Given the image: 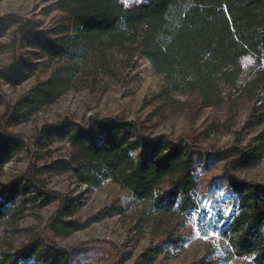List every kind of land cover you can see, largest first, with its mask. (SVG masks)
<instances>
[{
    "label": "trees",
    "instance_id": "obj_1",
    "mask_svg": "<svg viewBox=\"0 0 264 264\" xmlns=\"http://www.w3.org/2000/svg\"><path fill=\"white\" fill-rule=\"evenodd\" d=\"M141 1L126 7L121 0H60L59 19L50 29L15 14L0 16V33L13 27L7 44L13 60L9 66L0 64V79L18 68L26 49L34 60L60 62L16 103L10 104L0 90V172L14 154L27 159L22 175L0 181V226L58 201L41 233L12 256L4 254L1 264H71L72 255L91 243L59 247L48 234L58 238L123 213L121 207L108 206L79 223L74 219L78 197L51 190L46 182L51 174H68L88 188L109 181L143 207L144 223L167 224L162 240L145 249L140 264H153L163 253L176 256L183 247L176 235L198 206L192 169L193 156L203 154L197 145L200 135L176 141L164 135L143 138L134 121L90 116L86 127L73 125L76 131L65 134L66 158L39 165L42 156L31 139L9 130L25 112L54 104L73 87L99 77L117 78V71L128 69L135 57L163 78V99L194 95L199 110L248 107L260 128L253 144L242 147L235 140L214 152L225 163L223 174L237 200L220 220L218 246L191 264H264V183L232 175L264 154V0ZM245 57L256 66L248 80H243ZM134 150H139L137 158Z\"/></svg>",
    "mask_w": 264,
    "mask_h": 264
},
{
    "label": "rangeland",
    "instance_id": "obj_2",
    "mask_svg": "<svg viewBox=\"0 0 264 264\" xmlns=\"http://www.w3.org/2000/svg\"><path fill=\"white\" fill-rule=\"evenodd\" d=\"M59 1L0 0V16L15 14L39 23L43 29H50L59 19ZM121 1L126 7L142 2ZM12 31L13 27L0 33V64L3 66L11 65L13 60L7 47ZM20 54L18 68L0 79V90L10 104L20 101L27 91L48 79L60 65L57 60H34L28 49ZM242 65L243 80H248L256 69L254 59L245 57ZM163 86V78L152 72L149 63L135 57L128 69L117 71V78L99 77L94 82L73 87L54 104L25 112L23 119L9 130L31 139L42 156L39 165L66 158L68 144L65 134L76 131L73 125L86 127L90 116L122 117L134 121L142 128L143 138L164 135L176 141L185 135H200L197 145L203 154L193 156L192 169L197 182V210L186 217L185 227L176 235L184 242L177 255L163 253L153 263L191 264L207 255L212 246H218L219 238L212 233L220 227V220L230 213L237 200L223 174L225 163L214 152L233 145L235 140L242 147L252 145L260 128L249 117L247 106L239 105L232 112L227 106L199 110L194 95L163 99ZM3 108L0 100V114ZM138 153L139 150H134L132 157L137 158ZM26 166L24 154H14L2 168L0 181L22 175ZM232 175L245 182L264 183V154L260 159L253 160L249 167L240 168ZM46 182L55 192L66 197H78L74 219L81 224L108 206L124 210L120 215L91 223L65 236L55 238L48 234L59 247L71 248L80 243H91L72 255L71 264H140L145 249L159 243L168 230L167 224L153 227L144 223L143 207L109 181L99 188H88L68 174H51ZM57 208L58 201H52L43 208L25 212V216L16 222L1 224L0 264L4 254L12 256L16 249L28 244L33 235L40 234ZM20 264L23 262L20 261ZM29 264L35 263L32 260Z\"/></svg>",
    "mask_w": 264,
    "mask_h": 264
},
{
    "label": "snow or ice",
    "instance_id": "obj_3",
    "mask_svg": "<svg viewBox=\"0 0 264 264\" xmlns=\"http://www.w3.org/2000/svg\"><path fill=\"white\" fill-rule=\"evenodd\" d=\"M212 235H217L218 236L219 234L216 233V232H213ZM204 238L207 239V236H205Z\"/></svg>",
    "mask_w": 264,
    "mask_h": 264
}]
</instances>
